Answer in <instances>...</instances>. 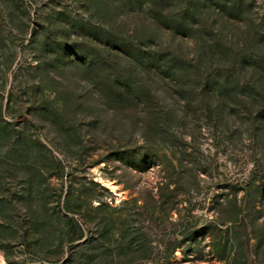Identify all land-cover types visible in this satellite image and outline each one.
I'll list each match as a JSON object with an SVG mask.
<instances>
[{
	"label": "rangeland",
	"instance_id": "374dc122",
	"mask_svg": "<svg viewBox=\"0 0 264 264\" xmlns=\"http://www.w3.org/2000/svg\"><path fill=\"white\" fill-rule=\"evenodd\" d=\"M117 1L0 0V264H264V120L118 77Z\"/></svg>",
	"mask_w": 264,
	"mask_h": 264
},
{
	"label": "trees",
	"instance_id": "16d2710c",
	"mask_svg": "<svg viewBox=\"0 0 264 264\" xmlns=\"http://www.w3.org/2000/svg\"><path fill=\"white\" fill-rule=\"evenodd\" d=\"M117 2L126 16L118 18L120 59L113 65L118 77L145 76L207 92L222 100L217 105L239 107L263 122L264 15H251L254 0ZM241 22L246 23L242 41H232L234 36L220 27ZM169 37L187 40L190 46L171 47Z\"/></svg>",
	"mask_w": 264,
	"mask_h": 264
},
{
	"label": "bare ground",
	"instance_id": "6f19581e",
	"mask_svg": "<svg viewBox=\"0 0 264 264\" xmlns=\"http://www.w3.org/2000/svg\"><path fill=\"white\" fill-rule=\"evenodd\" d=\"M110 181H106V186H108L112 191H116V188L114 186L111 185V182L109 183Z\"/></svg>",
	"mask_w": 264,
	"mask_h": 264
}]
</instances>
